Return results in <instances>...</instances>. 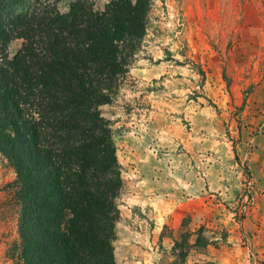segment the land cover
<instances>
[{
	"label": "rangeland",
	"instance_id": "obj_1",
	"mask_svg": "<svg viewBox=\"0 0 264 264\" xmlns=\"http://www.w3.org/2000/svg\"><path fill=\"white\" fill-rule=\"evenodd\" d=\"M53 1L66 12L74 0ZM150 15L99 107L122 168L115 262L182 264L174 241L202 228L208 244L186 248L185 264H264V0H154ZM15 179L0 155V264L19 240Z\"/></svg>",
	"mask_w": 264,
	"mask_h": 264
},
{
	"label": "trees",
	"instance_id": "obj_2",
	"mask_svg": "<svg viewBox=\"0 0 264 264\" xmlns=\"http://www.w3.org/2000/svg\"><path fill=\"white\" fill-rule=\"evenodd\" d=\"M153 1L109 0L96 10L74 0L61 12L53 0H0V155L16 175L13 264H116L122 168L99 107L129 75ZM195 235L174 241L182 264L187 249L208 244L202 228Z\"/></svg>",
	"mask_w": 264,
	"mask_h": 264
}]
</instances>
